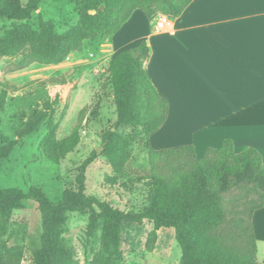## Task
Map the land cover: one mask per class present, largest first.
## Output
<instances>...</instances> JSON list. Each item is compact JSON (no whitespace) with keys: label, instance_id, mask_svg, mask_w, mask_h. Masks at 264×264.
Wrapping results in <instances>:
<instances>
[{"label":"trees","instance_id":"trees-1","mask_svg":"<svg viewBox=\"0 0 264 264\" xmlns=\"http://www.w3.org/2000/svg\"><path fill=\"white\" fill-rule=\"evenodd\" d=\"M44 0H3L0 20L13 24L0 35V55L22 54L20 68L37 63L59 65L72 53L81 52L86 41L118 33L138 9L149 19L160 14L178 18L193 0H79L78 23L65 32H58L54 21L40 17L38 29L28 23H17L32 17ZM103 6V8H102ZM95 11V13L93 12ZM151 55L147 39L116 53L110 60L108 79L116 104V120L102 134V155L108 160L114 176L122 173L133 156V145L149 136L164 123L167 101L152 82L146 62ZM0 90V112L5 110L10 89L8 81ZM58 100L46 98L42 108L26 116L18 136L0 146V162L10 156L15 146L44 124L47 128L40 150L47 160L60 163L82 140V123L86 108L71 133L58 139L61 120L56 118ZM130 128V133L122 130ZM148 143L150 173L139 177L148 186L149 204L141 210L121 209L97 195L88 194L87 168L99 153L95 150L79 167L77 188H67L59 202H53L44 190L32 186L0 187V264H24L25 242L11 244L9 227L13 212L24 202L35 200L42 215V232L38 247L27 264H81L62 240L61 227L68 211L96 206L104 218V229L98 251L84 264H122L123 226L125 223L153 222L154 229L146 240V249L156 247L159 230L174 228L181 248L180 264H262L258 260V243L253 215L264 207V162L262 154L252 146L236 151L230 138L219 147H208L198 157L194 146L152 150ZM236 190L251 194L247 217L229 210L226 196ZM237 207V206H236ZM97 216H93L94 226Z\"/></svg>","mask_w":264,"mask_h":264},{"label":"rangeland","instance_id":"rangeland-1","mask_svg":"<svg viewBox=\"0 0 264 264\" xmlns=\"http://www.w3.org/2000/svg\"><path fill=\"white\" fill-rule=\"evenodd\" d=\"M23 1L26 3L28 0ZM2 2L3 0H0V5ZM78 2L79 0H44L31 18L17 23H28L38 29L40 17H44L54 21L58 32H65L78 23ZM138 12L124 27L120 38L125 40L116 43L117 49L132 48L141 35L153 31L158 16L149 19L142 10ZM12 24V20L1 19L0 35ZM108 38L102 36L86 41L83 51L72 53L59 65L34 63L29 67L20 68L22 54L13 57L0 55V90L5 81L14 86L9 91L5 110L0 112V146L17 138L26 116L42 108L46 98L58 100L55 113L56 118L61 120L58 139H63L71 133L79 120L80 111L87 109L82 123V140L71 154L60 163H53L43 157L40 142L47 128L42 124L37 131L17 144L8 158L0 162V187H19L25 191L32 186L40 187L53 202L61 201L67 188H77L78 167L95 150L103 146L102 134L111 127L117 117L108 79L110 60L115 53ZM198 128L190 130V133L194 135ZM122 131L130 133L132 129L125 128ZM160 131L154 132L149 139L143 136L134 143L132 159L122 173L116 176L114 184L105 179L107 175L114 176V172L108 160L99 154L87 168L86 192L97 195L121 209L141 210L147 206L148 186L145 180H138L151 170L147 140L150 149L159 151L177 148L173 145L193 139L191 135L187 140L169 144ZM199 138L198 140H202L201 136ZM207 148L197 152L198 157L203 156ZM252 197L245 190H236L226 196V206L229 210L236 209L237 216L247 217L249 200ZM94 215L97 220L95 225L91 226ZM41 224V211L33 199L25 201L22 209L13 212L9 240L11 244L25 242L27 255L24 264L28 263L32 252L39 245ZM103 229L104 218L96 206L68 211L61 227L62 240L75 258L84 264L98 251ZM153 229L154 224L149 220L142 225L124 224L125 264H180L182 251L174 228L159 230L155 249L151 252L146 249V240ZM258 235V260L264 263V215L260 218Z\"/></svg>","mask_w":264,"mask_h":264},{"label":"crops","instance_id":"crops-1","mask_svg":"<svg viewBox=\"0 0 264 264\" xmlns=\"http://www.w3.org/2000/svg\"><path fill=\"white\" fill-rule=\"evenodd\" d=\"M129 21L108 38L115 54L124 50L116 43L125 40ZM143 39L151 48L146 70L168 104L156 130L166 143L187 140L200 127L173 147L197 153L230 138L236 151L252 146L264 162V0H193L170 27H154L136 45ZM263 215L264 207L253 215L257 243Z\"/></svg>","mask_w":264,"mask_h":264},{"label":"built area","instance_id":"built-area-1","mask_svg":"<svg viewBox=\"0 0 264 264\" xmlns=\"http://www.w3.org/2000/svg\"><path fill=\"white\" fill-rule=\"evenodd\" d=\"M172 20L169 16L160 14L156 21V29L168 28L172 25Z\"/></svg>","mask_w":264,"mask_h":264},{"label":"water","instance_id":"water-1","mask_svg":"<svg viewBox=\"0 0 264 264\" xmlns=\"http://www.w3.org/2000/svg\"><path fill=\"white\" fill-rule=\"evenodd\" d=\"M102 8H103V6H102ZM94 13H95V11H93ZM103 148H104V146H101V147H99L98 148V150H97V152L99 153V154H101L102 153V150H103Z\"/></svg>","mask_w":264,"mask_h":264}]
</instances>
